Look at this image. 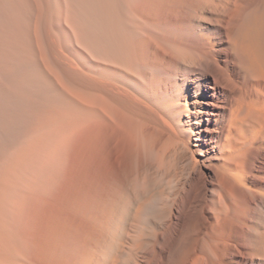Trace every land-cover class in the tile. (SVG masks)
I'll return each instance as SVG.
<instances>
[{"label":"bare ground","instance_id":"1","mask_svg":"<svg viewBox=\"0 0 264 264\" xmlns=\"http://www.w3.org/2000/svg\"><path fill=\"white\" fill-rule=\"evenodd\" d=\"M0 264H264V0H0Z\"/></svg>","mask_w":264,"mask_h":264}]
</instances>
